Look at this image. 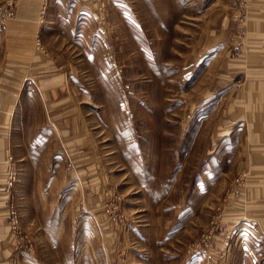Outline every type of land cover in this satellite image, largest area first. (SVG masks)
<instances>
[{"label":"rangeland","instance_id":"obj_1","mask_svg":"<svg viewBox=\"0 0 264 264\" xmlns=\"http://www.w3.org/2000/svg\"><path fill=\"white\" fill-rule=\"evenodd\" d=\"M0 112V264H264V0H0Z\"/></svg>","mask_w":264,"mask_h":264},{"label":"crops","instance_id":"obj_2","mask_svg":"<svg viewBox=\"0 0 264 264\" xmlns=\"http://www.w3.org/2000/svg\"><path fill=\"white\" fill-rule=\"evenodd\" d=\"M10 66H11V68H12L11 71H13V70H14V69H13L14 65H13V64H10ZM12 74H13V73H12ZM13 76H14V75L11 76V84L14 85V87H16V86H15V85H16V84H15V81L13 80ZM22 84H23V82H22V83H19V85H17V87H16V90H17L18 88L20 89V87L22 86ZM18 86H19V87H18ZM1 111H2V110H1ZM0 113L3 114V112H0ZM263 224H264V221H263Z\"/></svg>","mask_w":264,"mask_h":264}]
</instances>
